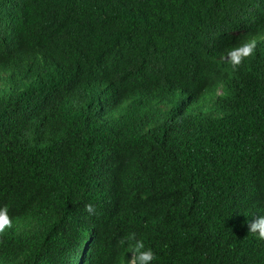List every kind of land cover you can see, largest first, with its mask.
Segmentation results:
<instances>
[{
  "label": "trees",
  "instance_id": "obj_1",
  "mask_svg": "<svg viewBox=\"0 0 264 264\" xmlns=\"http://www.w3.org/2000/svg\"><path fill=\"white\" fill-rule=\"evenodd\" d=\"M4 206L0 264H264V0H0Z\"/></svg>",
  "mask_w": 264,
  "mask_h": 264
},
{
  "label": "clouds",
  "instance_id": "obj_2",
  "mask_svg": "<svg viewBox=\"0 0 264 264\" xmlns=\"http://www.w3.org/2000/svg\"><path fill=\"white\" fill-rule=\"evenodd\" d=\"M255 49V41L245 43L236 51L241 52L243 57H247L253 54ZM242 61L241 56H233L232 62L235 65H239ZM85 211L90 215L96 214L95 206L92 203L85 205ZM13 227L12 218L8 214L7 206L0 208V235H3L7 229ZM250 234L257 235L258 238L264 241V215L256 216L248 224ZM121 246L127 244L128 252L131 253V258H128L126 264H152L157 259L153 250L146 245L142 239H137L136 234L132 233L129 236L122 238L119 241Z\"/></svg>",
  "mask_w": 264,
  "mask_h": 264
}]
</instances>
